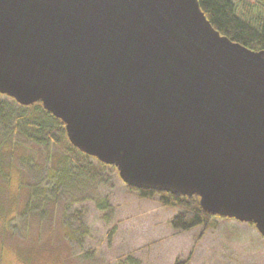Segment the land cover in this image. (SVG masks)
<instances>
[{"label":"water","instance_id":"water-1","mask_svg":"<svg viewBox=\"0 0 264 264\" xmlns=\"http://www.w3.org/2000/svg\"><path fill=\"white\" fill-rule=\"evenodd\" d=\"M0 95L41 103L126 186L264 240V52L197 0H0Z\"/></svg>","mask_w":264,"mask_h":264},{"label":"rangeland","instance_id":"rangeland-1","mask_svg":"<svg viewBox=\"0 0 264 264\" xmlns=\"http://www.w3.org/2000/svg\"><path fill=\"white\" fill-rule=\"evenodd\" d=\"M231 2L240 19L260 15L262 0ZM62 152L29 146L3 160L13 167L0 177V264H264V240L251 225L212 219L206 228L174 230L170 222L182 211L159 195L139 198L112 167L99 170V180L83 174L53 190L49 175ZM31 186L36 195L27 204Z\"/></svg>","mask_w":264,"mask_h":264},{"label":"trees","instance_id":"trees-1","mask_svg":"<svg viewBox=\"0 0 264 264\" xmlns=\"http://www.w3.org/2000/svg\"><path fill=\"white\" fill-rule=\"evenodd\" d=\"M197 2L200 11L210 26L220 36L248 50L264 52V0L261 2L260 15L255 21L254 19H240L236 15V8L231 0H197ZM26 145L27 147L36 146L42 151H48L51 147L63 150V159L58 160L59 169L51 172V176L49 175V178L52 179L50 188L53 190L57 189L59 191L63 185L73 178L80 183L79 179L80 177L82 178L83 174L99 180L100 176L98 174L100 173L98 171L105 167H112L117 174L114 166L104 165L73 147L67 139L64 124L45 111L41 103L21 106L13 99L0 95V177L6 179L7 175L1 171L5 167L9 170L12 166L10 162L6 163L7 165L4 164L3 160L6 157L15 159L13 152L21 148H27L25 147ZM51 158V156L49 158L46 157L45 162L50 161ZM20 159L19 163H22L23 158L20 157ZM89 160L94 163L89 164ZM25 162L34 166L30 160H25ZM15 167L18 168L17 166ZM21 168H23V164ZM21 168H18L20 173L23 172ZM41 184L42 182L38 183V197L44 193V189L39 187ZM125 188L137 194L141 199L159 195L160 201L164 206L180 209L182 212L176 214L170 222L171 227L180 232H188L197 227L206 228L212 219H220L205 214L198 204L197 197L174 196L150 190H137L126 185ZM35 190L34 186L29 189L27 204L30 198L35 197ZM248 225L253 227L252 224ZM173 264H187V262L177 259Z\"/></svg>","mask_w":264,"mask_h":264}]
</instances>
